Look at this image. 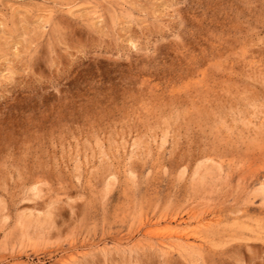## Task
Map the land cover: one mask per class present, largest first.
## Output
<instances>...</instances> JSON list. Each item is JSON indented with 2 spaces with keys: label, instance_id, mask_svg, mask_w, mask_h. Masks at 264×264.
<instances>
[{
  "label": "rangeland",
  "instance_id": "1",
  "mask_svg": "<svg viewBox=\"0 0 264 264\" xmlns=\"http://www.w3.org/2000/svg\"><path fill=\"white\" fill-rule=\"evenodd\" d=\"M0 264H264V0H0Z\"/></svg>",
  "mask_w": 264,
  "mask_h": 264
}]
</instances>
